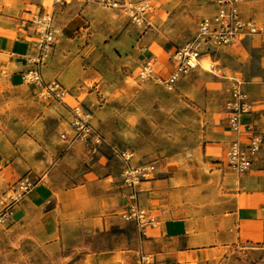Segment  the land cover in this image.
Wrapping results in <instances>:
<instances>
[{"label":"crops","instance_id":"1","mask_svg":"<svg viewBox=\"0 0 264 264\" xmlns=\"http://www.w3.org/2000/svg\"><path fill=\"white\" fill-rule=\"evenodd\" d=\"M103 8L105 13L127 18L121 10ZM239 9L242 18L257 19L264 0L241 3ZM98 12V8L88 9L90 24L84 41L68 37L72 22L56 28V41L42 67L43 80H58L68 90L71 103L85 96L93 105L94 97L101 93L95 82L103 78V71L96 63L104 60L102 50L112 42L102 31L104 19L91 18ZM214 13L212 0L211 12L199 18L196 28L203 17ZM31 19V12L0 16V63L4 68L0 80L21 102L6 106V124L0 126V195L24 177L35 182L16 206L12 221L0 227L30 232L44 253L59 256L62 264H133L140 254L152 255L156 264H211L237 246L264 243V154L243 175L228 168L227 149L237 135L226 124L224 108L230 78L237 76L250 104V111L241 117L242 125L264 133V39L246 37L249 40L244 44L249 46L241 47L239 41L219 50L231 53L236 68L226 74L220 73V68L216 73L208 71L226 80V92L221 108L200 104V146L156 161H145L134 151V164L153 162L156 166L153 177L137 187L139 206L159 221L142 235L133 222L121 218L130 190L119 178V159L103 147L57 140L51 136L50 122L56 120L59 136L66 133L69 137V114L55 105L28 104L27 97L37 98L39 90L21 78L31 68L27 58L35 53ZM117 28L122 32L117 48L123 50L126 64H131L136 74L138 61L154 56L156 70L166 76L174 66L168 52L186 43L170 48L149 46L141 53L143 44L137 43L134 31L129 34L124 23ZM248 47L260 49L258 67L240 66L236 54ZM247 56L245 61L250 62ZM90 85L95 89L88 88ZM96 120L92 115L98 129ZM242 139L245 141L244 135Z\"/></svg>","mask_w":264,"mask_h":264},{"label":"rangeland","instance_id":"2","mask_svg":"<svg viewBox=\"0 0 264 264\" xmlns=\"http://www.w3.org/2000/svg\"><path fill=\"white\" fill-rule=\"evenodd\" d=\"M128 1L148 2L151 5L143 24L133 22L125 14L122 6L108 7L83 0H0V16L18 17L31 12L33 17L38 12L47 10L53 16L55 35L56 28H63L72 22V31L68 32V37L73 35L72 38L77 36L84 41L85 33L88 32L86 27L90 24L87 20L88 9L90 6L94 10L98 8L99 12L96 14L98 16L91 18L104 19L105 26L102 31L107 36V41L112 42L108 49L102 50L104 60L102 62L97 60L96 63L103 71V78L95 82L99 85L101 93L94 97L93 105L90 98L89 100L85 96L76 98L77 103L96 116L98 130L104 138V143L98 148L106 149L116 161L114 147L119 150L136 151L145 161H156L173 154H187L200 146V104L209 103L221 108L226 92V80L199 68L180 81L173 92L151 82H142L133 72L132 65L126 64L123 50L117 48L116 41L122 36L117 27L124 23L129 34L132 35L134 31L135 37L138 38L137 43L143 44L141 47L156 45L164 48L176 47L193 37L199 18L211 12L212 0ZM103 7L121 10L128 19L122 20L110 11L105 13ZM62 35L65 36V33ZM247 40L249 39H242L239 46H249V43L244 44ZM259 55L260 49L249 47L246 50L241 49L236 54L237 59L241 58L240 66L249 64L251 67L259 66ZM245 56L250 62L245 61ZM231 57L230 52L214 53V59L219 60L217 68H220V73L226 74L236 68ZM206 63L210 64L209 59L201 62L202 65ZM3 70L0 63V72ZM90 87L95 89L94 85L88 86ZM11 94L13 97H10ZM27 100L31 106L40 103L59 106L69 114V108L65 104L44 100L39 94L37 98L28 96ZM16 103L21 102L15 100V92L5 90L0 80L1 127L4 128L6 124V106ZM55 121L50 122L51 136L60 140ZM256 132L264 138V133ZM248 247L237 246L230 254L211 264H264V243H253ZM0 264H62V259L59 256L46 255L33 240L30 232H24L20 227L12 230L0 227Z\"/></svg>","mask_w":264,"mask_h":264},{"label":"built area","instance_id":"3","mask_svg":"<svg viewBox=\"0 0 264 264\" xmlns=\"http://www.w3.org/2000/svg\"><path fill=\"white\" fill-rule=\"evenodd\" d=\"M66 1V0H65ZM79 1V0H78ZM90 4L108 7L122 6L127 16L138 25L146 20V14L151 9L148 2L132 3L128 0H83ZM253 0H214L215 13L203 17L195 30L193 37L183 46L168 52L174 63L173 69L166 75L156 70V58L149 57L139 60L137 77L142 82H151L161 86L166 91L173 92L179 82L194 69H205L201 62L209 59L207 71L217 72L218 64L214 60V53L235 45L246 37L259 36L264 39V10L259 17L244 19L241 17L239 5ZM34 37L35 53L27 58L31 68L22 73V81L39 88L38 94L44 100H54L65 104L70 114V136L62 133L61 139L69 144L82 143L98 147L104 143L103 135L92 123V113L81 104H69L68 90L58 81L45 82L42 77V67L50 56L55 43V29L53 16L48 11L38 12L30 20ZM141 53L147 48L141 47ZM231 88L225 102L227 124L231 132L237 137L230 143L226 153L228 168L237 175L245 174L253 161L264 154V138L258 134L253 126L242 125L241 117L250 111L248 95L243 89V81L233 76L230 78ZM245 136V141L242 136ZM113 152L121 162L119 178L123 185L130 190L129 204L121 213V218L135 224L142 235H146L149 227H156L159 223L155 215L140 207L137 202V187L143 180L151 179L156 171L155 163L146 162L134 164L135 152L133 150H119L115 147ZM35 182L24 177L11 185L6 192L0 195V226L8 225L13 217L14 210L20 201L30 193ZM133 264H156L152 255L140 254Z\"/></svg>","mask_w":264,"mask_h":264},{"label":"bare ground","instance_id":"4","mask_svg":"<svg viewBox=\"0 0 264 264\" xmlns=\"http://www.w3.org/2000/svg\"><path fill=\"white\" fill-rule=\"evenodd\" d=\"M205 69H208L209 65L206 63V65H202Z\"/></svg>","mask_w":264,"mask_h":264}]
</instances>
